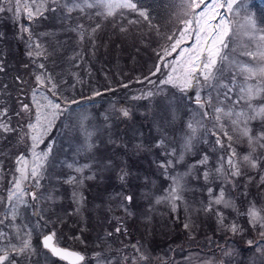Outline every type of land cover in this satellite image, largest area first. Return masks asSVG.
<instances>
[{
  "label": "rangeland",
  "instance_id": "obj_1",
  "mask_svg": "<svg viewBox=\"0 0 264 264\" xmlns=\"http://www.w3.org/2000/svg\"><path fill=\"white\" fill-rule=\"evenodd\" d=\"M134 2L148 11L149 6L155 4L162 15V22H156L159 31L149 28L138 13L130 10H125L123 17L118 14L106 20L98 16L89 19L91 10L68 14L62 8L63 0H58L57 4H48L54 11H46L29 21L23 13L17 18L14 10H7L14 8V4L0 0V6L5 7V11L0 12L3 66L0 108L8 109L6 119L17 129L16 132H0V162L4 168L0 174V196H6L5 189L10 187L16 157L22 152L30 155V141L19 142L20 129L26 123L21 105L33 106L31 91L35 87L37 68L34 58L27 55L31 49L21 25L29 27L47 49L48 59L38 62L45 63L55 79L63 82L62 95L80 101L56 121L38 149L43 150L49 141H55L40 190L45 195L51 193L53 200H29L27 206H21L15 221L6 220L0 225V229L10 234L14 232L12 224L33 228L35 252L28 258L15 257L16 264H59L41 244V238L50 230L56 231L61 245L84 253L87 264L98 261L99 264H264V248L258 250L255 244L247 243L248 240L264 243L261 230L253 229L244 215L250 202L258 208L264 207V183L260 181L264 163L257 169L241 165L244 175L234 181L235 187L214 174L205 181L204 167L197 165V161L207 153L208 167L214 168L218 153L213 150L215 137L201 129L182 162L174 160L175 166L167 171L160 167L161 162L173 159L165 154L167 151L172 148L177 154L181 151L183 138L188 133L187 123L198 109L193 103V90L182 93L171 85L160 84L165 78L163 73L151 74L159 63L160 47L153 48L150 43L162 40L165 45V37L177 31L174 15L177 9L173 0ZM238 7L241 16L254 15L257 26L264 28V0H239ZM149 17L154 25L152 20L156 18L150 14ZM131 20L138 22L129 23ZM96 24L101 27L93 40L80 42L74 31L76 26L90 29ZM122 28L125 31H121ZM192 42L186 39L182 47H189ZM240 42L246 43L243 36ZM139 45L152 48L147 54L137 53L134 50L139 49ZM145 60L148 62H143ZM126 62H130L129 68ZM145 77L155 83L149 84ZM148 90L155 95L136 98ZM94 92L101 95L96 96ZM121 108L128 109L130 116H122ZM17 112L21 115L17 116ZM81 117H86L85 123L94 133L90 150L84 148L85 137L79 128ZM205 123L208 128L212 127L211 123ZM249 127L254 136L264 131V123L259 119L251 121ZM229 131L231 133V128ZM233 135L238 156L247 154V139ZM161 137H166L165 147L156 146ZM256 155L264 156V150L257 148ZM69 163L74 167L87 164L90 168L77 174L74 168L67 167ZM191 165L196 167L189 172ZM184 173L189 174L183 177L180 190L183 199L177 202L178 207L173 210L168 200L157 203V198L166 196L172 187L170 177ZM69 176L84 179L81 184L65 183ZM209 187L213 188L214 196L223 187L225 199L231 200L235 207L213 205L212 211H205L210 199ZM73 193H76L75 198ZM126 196H132V200L126 201ZM217 210L223 212L225 224L235 222L243 231L232 234L223 229L218 224ZM4 211V205L0 204V212ZM37 221H40L39 227H36ZM117 227L121 228L119 233L115 231Z\"/></svg>",
  "mask_w": 264,
  "mask_h": 264
},
{
  "label": "snow or ice",
  "instance_id": "obj_2",
  "mask_svg": "<svg viewBox=\"0 0 264 264\" xmlns=\"http://www.w3.org/2000/svg\"><path fill=\"white\" fill-rule=\"evenodd\" d=\"M6 2L14 4V8L9 7L7 10H14L17 18L23 13L27 20L31 21L42 16L46 11H54L55 9H50L48 4L49 2L57 4L58 0H6ZM238 2L239 0H173L174 7L177 9L174 13L177 19V31L165 37L167 43L162 45L157 53L159 63L155 66V71L151 73L152 75L163 73L165 78L160 80V84L171 85L182 93L193 90L194 99L192 97L189 99H193L198 109L187 123L188 133L183 138L181 151L179 154L175 148L167 151L165 154L173 159L161 162L160 167L167 171L175 166L174 160L176 163L182 162L185 153L191 151L197 133L203 129L206 135L215 137L213 150L218 153L214 168L208 167L210 157L207 153L197 161V165L204 167L203 179L208 181L210 175L214 174L223 182L232 184L233 187H235L234 181L244 175L241 165L257 169L264 163V156L256 155L257 148L264 150V131L254 136L249 127L250 122L254 120L259 119L264 123V28L257 26L254 15L249 13L241 16ZM62 8L68 14L77 10L81 13L91 10L89 19L98 16L105 20L115 18L118 14L123 17L125 10H130L138 13L139 17L148 22L149 28H156L159 31V26L151 23L148 10L138 7L134 0H63ZM4 11L5 7L0 6V12ZM137 22L129 21V23ZM100 27V24H96L95 27L87 29L84 25H77L74 31H77L80 42L86 39L92 41ZM21 31L28 35V46L31 50L27 55L34 58L33 63L37 68L34 73L35 87L31 91L33 106L21 105L26 123L20 129L22 134L19 136V142H24L26 139L30 141V155L22 152L15 159L16 167L9 181L10 187L5 189L6 196H0V204H3L5 208L4 212H0V225H3L6 220L15 221L20 215L21 206H27L29 200L33 202H39L41 199L53 200L51 193L45 195L40 190L43 188L41 180L45 179L48 158L55 141H49L43 150L38 149L41 144H44L56 121L68 113L72 105L80 103L76 99L62 95L63 82L55 79L45 67V63L38 62L41 59L47 60L49 55L39 38L34 37L27 26L21 25ZM121 31L125 29L122 28ZM242 36L246 43L240 42ZM186 39H192L193 42L189 47H182ZM173 54H175L174 57ZM77 55L82 56V53ZM169 57L173 58L168 59ZM240 57L246 59H240ZM164 69H167L166 73ZM0 71H3L2 61H0ZM144 79L149 84L155 83L149 77ZM124 86L127 87V85ZM94 95L99 96L101 93L94 92ZM153 95L155 93L148 90L136 98H147ZM119 111L124 117L130 116L128 109L121 108ZM7 113L6 107L0 108V132H16L17 129L13 128L6 119ZM16 115L20 116L21 113L17 112ZM85 121L86 117L80 118L79 128L85 137L84 148L90 150L93 146L91 139L94 133L88 129ZM205 121L211 123L212 127L208 128ZM233 134L247 139L249 145L247 154L238 156L233 146ZM165 144L166 137H161L156 146L165 147ZM67 167L74 168L77 174H82L85 168H90V165L74 167L69 163ZM194 167L196 165H191L189 172ZM3 171V163L0 162V174ZM188 174L170 177L173 185L166 196L157 198V203L168 200L175 210L178 207L177 202L183 199L180 190L183 177ZM124 175L120 177L122 180ZM83 179V176L79 179L77 176H69L64 182L81 184ZM248 179L251 180L252 177ZM260 181L264 183V175L260 177ZM207 191L210 199L205 211H212L213 205H223L225 208L235 207L231 200L225 199L223 187L215 196L212 187H209ZM73 196L75 198L76 193H73ZM124 199L130 202L132 196H126ZM244 215L247 216L248 223L253 229L261 230L260 237L264 238V207L258 208L254 202H250ZM216 216L218 224L226 231L232 234L243 231L235 222L225 224L223 212L217 210ZM11 226L14 228L11 234L0 229V264H16L15 257L28 258L35 252L32 245L33 228H29L26 224ZM39 226L40 221H37L36 227ZM187 227L188 225L185 224V228ZM115 231L119 233L121 228L117 227ZM247 243L250 246L255 244L258 250L264 248V243L261 241L248 240ZM42 247L66 264H87L84 253L60 246V239L55 230H50L47 235H43ZM96 255L99 256V254Z\"/></svg>",
  "mask_w": 264,
  "mask_h": 264
},
{
  "label": "trees",
  "instance_id": "obj_3",
  "mask_svg": "<svg viewBox=\"0 0 264 264\" xmlns=\"http://www.w3.org/2000/svg\"><path fill=\"white\" fill-rule=\"evenodd\" d=\"M147 6H149L148 4H147ZM149 7H151V8H149V14L151 15V16H154L156 19H154V20H152V21H154V25H156L157 23L156 22H158L159 24L162 22V21H160V18H162V15L160 14V12H159V9H157L156 8V6H155V4H151V6H149ZM164 10V9H163ZM146 24L148 25V22H146ZM142 40V39H141ZM146 40V39H145ZM150 44H152L153 46V48H158V47H160L161 48V46L164 44L163 42H162V40H153V42L152 43H150ZM139 49L138 48H136L134 51H137V53H145V54H147L148 52L147 51H150L149 49L150 48H152L151 46H150V48H149V45H139ZM130 54V53H129ZM134 54V53H133ZM132 54V55H133ZM143 62H145V63H147L148 61L147 60H145V61H143ZM125 65H127L128 66V68L130 67V62H126V64ZM148 65V64H147ZM103 66H105L104 64H103ZM135 66V65H134ZM96 67H97V64H96ZM104 68H106V67H104ZM103 68V71L104 70H106V69H104ZM134 68H136L137 70H139V69H141V68H138V67H134ZM133 69V68H132ZM102 70V69H101ZM107 70H109V69H107ZM123 72V71H122ZM122 83V82H121ZM98 236V235H97Z\"/></svg>",
  "mask_w": 264,
  "mask_h": 264
},
{
  "label": "flooded vegetation",
  "instance_id": "obj_4",
  "mask_svg": "<svg viewBox=\"0 0 264 264\" xmlns=\"http://www.w3.org/2000/svg\"><path fill=\"white\" fill-rule=\"evenodd\" d=\"M60 245H61V244H60ZM61 246H65V245H61ZM45 251L48 252L46 249H45ZM48 253H49V255L53 258L52 260H54L55 262H57V263H59V264H66V262L61 261L59 258L52 256V255L50 254V252H48Z\"/></svg>",
  "mask_w": 264,
  "mask_h": 264
},
{
  "label": "water",
  "instance_id": "obj_5",
  "mask_svg": "<svg viewBox=\"0 0 264 264\" xmlns=\"http://www.w3.org/2000/svg\"><path fill=\"white\" fill-rule=\"evenodd\" d=\"M47 235V234H46ZM41 241H42V239H41ZM61 246V245H60ZM61 247H64V246H61ZM67 248H69V247H67Z\"/></svg>",
  "mask_w": 264,
  "mask_h": 264
}]
</instances>
